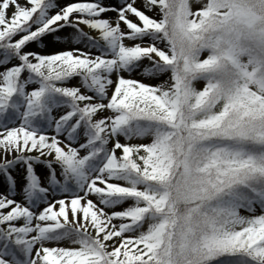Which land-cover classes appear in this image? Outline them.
<instances>
[{"label": "snow or ice", "instance_id": "1", "mask_svg": "<svg viewBox=\"0 0 264 264\" xmlns=\"http://www.w3.org/2000/svg\"><path fill=\"white\" fill-rule=\"evenodd\" d=\"M0 264H264V0H0Z\"/></svg>", "mask_w": 264, "mask_h": 264}]
</instances>
